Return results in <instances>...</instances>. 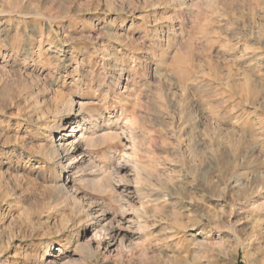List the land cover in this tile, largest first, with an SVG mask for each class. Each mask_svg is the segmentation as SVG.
I'll return each instance as SVG.
<instances>
[{
  "label": "rangeland",
  "instance_id": "rangeland-1",
  "mask_svg": "<svg viewBox=\"0 0 264 264\" xmlns=\"http://www.w3.org/2000/svg\"><path fill=\"white\" fill-rule=\"evenodd\" d=\"M0 44V264H264V0H0Z\"/></svg>",
  "mask_w": 264,
  "mask_h": 264
},
{
  "label": "bare ground",
  "instance_id": "bare-ground-1",
  "mask_svg": "<svg viewBox=\"0 0 264 264\" xmlns=\"http://www.w3.org/2000/svg\"><path fill=\"white\" fill-rule=\"evenodd\" d=\"M41 40H42V39H41ZM38 42H40V41H38ZM39 44L42 45L41 42H40ZM39 44H38V45H39ZM40 45H39V46H40ZM0 46H1V44H0ZM39 46H38V48H39ZM39 49H41V48H39ZM24 51H25V50H24ZM28 52H29V51H25L24 54L28 55ZM37 52H38V51H37ZM66 102H68V101H66ZM58 109H59V108H58ZM56 110H57V108H56ZM56 113H57V112H56ZM60 113H61V112H60ZM60 113H59V115H60ZM53 115H54V114H53ZM59 122H60V121H59ZM68 128L70 129L71 127L69 126ZM71 130H72V128H71ZM73 134H74V133L72 132V133L70 134V137H73ZM65 136H67V135H65ZM67 140H68V139L65 140V138H59V140H57V142H58L57 146H54V141H52V143H51L52 145H51V148H50L51 155L55 156L54 154H56L61 148L64 149L66 146H69V145H70V146H73V144H71V143H70V144L66 143ZM65 149H66V148H65ZM67 149H68V148H67ZM62 151H63V150H62ZM65 151H66V150H65ZM67 151H68V150H67ZM59 152H60V151H59ZM66 155H67V154H66ZM53 156H51V157H53ZM59 188H60V189H63L64 186H63V185H60ZM85 246H86L87 249H89V244H86ZM52 263H53L52 261H50V262H48V263H45V262H44V259H43L42 262H41V264H52Z\"/></svg>",
  "mask_w": 264,
  "mask_h": 264
}]
</instances>
